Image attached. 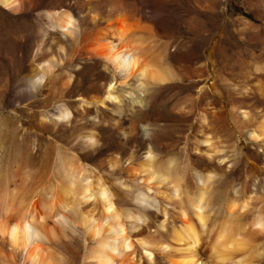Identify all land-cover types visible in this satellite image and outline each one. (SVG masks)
Returning <instances> with one entry per match:
<instances>
[{
    "label": "bare ground",
    "instance_id": "1",
    "mask_svg": "<svg viewBox=\"0 0 264 264\" xmlns=\"http://www.w3.org/2000/svg\"><path fill=\"white\" fill-rule=\"evenodd\" d=\"M31 1L0 0V6L16 14L27 11ZM87 1L104 8L110 3L115 14H106L107 9L101 15L96 6L76 13L60 7L64 10L47 14L56 55L37 56L23 83L9 94L8 101L15 104L37 96L45 86L58 85V99L40 117L51 124L56 171L69 186L63 185L68 187L64 194L53 193L57 190L52 187L53 194L31 200L17 179L9 180L20 188L13 185L8 193L0 192V264H78V250L82 264H264V247L257 241L264 237V207L256 214L250 210V220H241L249 213L250 200L229 196L237 199L224 206L214 203L234 168L263 163L264 171V57L253 61L248 76L235 86L241 97L232 106L233 114H226L228 103L220 100L217 86L208 84L211 75L197 76L195 96L186 101L199 108V118L194 117L199 121L189 125L190 145L176 143L160 124L156 96L167 83L191 80L194 68L188 69L189 75L174 65V53L150 50L149 39L157 41L154 27L144 14L137 15L135 0ZM258 18L255 15L256 22ZM249 27L255 41L257 27ZM103 105L105 111L99 109ZM136 111L143 112V118L134 119ZM218 133L226 136L228 151L219 148ZM23 177L26 183L29 176Z\"/></svg>",
    "mask_w": 264,
    "mask_h": 264
},
{
    "label": "rangeland",
    "instance_id": "2",
    "mask_svg": "<svg viewBox=\"0 0 264 264\" xmlns=\"http://www.w3.org/2000/svg\"><path fill=\"white\" fill-rule=\"evenodd\" d=\"M127 1L128 2L132 1L131 2L132 4L135 3L136 1V3L134 4L136 13H138V10L140 9L137 15L143 16L144 14L143 17L145 18L148 17L147 19L151 21V24L154 27L152 37H155L157 41L153 42L152 39L155 40L154 38L149 39L150 41H148V44H149V48L151 47L150 50H152V52L155 50H156L155 52L157 51L164 52L166 51L165 49H167L166 52L169 51L171 53H174L176 55L174 59V65L179 70L185 71L189 75L192 73L191 70L194 68L192 70L193 73L190 75L191 80H183V83L186 84H183L182 82H178L179 83L178 86V83L175 82L172 83L170 82L172 85H170V83H167L165 84V86L168 87L169 89L166 88L165 86L164 88L162 87L163 90L165 89L164 92L163 90L162 91L160 90V93L162 95L160 96V93H158L156 96L158 101L157 103L159 104L161 102V104L162 103L164 104V106L163 104L162 105L159 104L160 112L162 113L161 114L162 117L160 118V124L162 123L161 125L163 126L168 138H170L172 141L176 143L184 144L185 142L188 145H190L191 140L190 137H188L187 133H189L191 127L197 121H199L197 119L199 118L200 113H198L199 108L197 106L195 107L191 106L190 103L191 101L189 102L186 100L193 99L190 97V95H193V97L195 96L194 87L196 86V83H198L197 76L201 79H204L203 77L207 79V77L211 75L210 77L214 78L211 79L209 77L208 84L209 85L214 84L212 85L213 87L217 86L216 88H218L219 91L215 88L214 89L215 91L216 90L218 91L216 92L218 93L220 100L222 99L221 101L224 104L225 102L228 103L225 105L226 114H231V113L233 114L234 111L232 110V106H234L236 101L241 97L238 93L239 89H237L236 92L235 86H237L238 88V84L240 80L248 76L249 73L247 72V70H249V72L251 71L250 68L253 61L257 60V62L259 61L261 62L263 60L264 46L260 44L261 41L259 40L262 39L261 36H264V23H263L264 0H169V1L168 0H139V1L127 0ZM32 2H34L33 5L31 4L32 6L31 5L29 6V9L32 8L30 10V12L32 11L31 14L29 12V9H27V11L25 10L20 13L11 14L8 12V10L0 6V161H1L0 162V192L8 193L7 190L9 191L11 188H13V185L17 187L16 183L18 180V185L21 186V188L18 186L17 189L20 188L21 192H23L22 191L23 189L24 190L26 189L24 193L26 192L28 196L25 194V198L27 199L30 198L31 200L32 199L35 200L40 196L43 195L46 196V194L49 195V193H52L53 190L59 191L58 190L59 186H61L60 192L53 191V193L55 192L58 194L60 193L64 194V192L68 190L67 186H69V183L63 180L60 177L59 173L56 171L55 157L57 158L56 154L58 152L56 150L57 141L53 138L51 134V124L49 123L48 125V121L46 120L44 121V119H41L40 117L42 116L43 113L49 111L50 108H52L53 105L55 104L54 102H56V99H58L59 96V88L57 87L58 85L56 83L45 86L43 88L44 90L43 89L41 90L43 91L42 93L40 92V94H38L35 97L23 100L20 103H15V104H12V102L8 101L9 96L11 95L10 93L14 91L16 85H21L23 83V77L24 74L27 72V68L32 65L33 60L37 56L56 55V46L54 42L51 41L53 32L50 28H48L46 24L47 14H53L56 11L59 12L64 9L67 11L69 10L68 12L72 11L71 13H76L79 11L86 12L87 9H89L90 11H94L93 6L94 7L96 6L97 9L95 11L98 10L97 13H99L100 11L99 14L103 15L106 13L105 11H107L108 9L106 14L114 15L115 8L110 3H108L109 6H107L108 4L105 3L107 8L106 6L104 8L103 4H101L102 6L101 5L99 6V4L95 5L93 3V6H90L87 5L88 4L87 0H37V1L33 0L31 1V3ZM57 2L59 3L61 2V4ZM74 4L78 6H75ZM79 6L80 9H78ZM60 7L64 9H61ZM112 8H114V13H112L113 12ZM255 15H259L257 22L255 20ZM251 23H255L256 27L258 28V29L256 28L255 30V32L257 33V38L255 41L251 40L252 30L251 27H249L251 26ZM155 32L157 35L155 34ZM49 35H51V37ZM161 39L164 41V44L162 43L163 41H161ZM169 42L172 44H170ZM154 43L158 44L154 46L156 49L153 47V45H155ZM152 47L154 48V50L152 49ZM172 49H174V51ZM21 51L22 53H20ZM189 51H191L192 53ZM261 51L263 56L261 55ZM252 52L254 55H252ZM199 54L201 55V57ZM200 65L202 68L200 67ZM190 68L191 70H188ZM197 69L199 71H197ZM224 70L225 72H223ZM229 71L232 72V74H229L230 73ZM233 72L235 73V75ZM244 74L247 75L245 76ZM226 75H228V77ZM215 76L217 79L215 78ZM220 78H221V82H220ZM224 81H227L228 84L229 83L230 84L229 85L225 84ZM222 84H224V86ZM54 87L57 88L55 89ZM228 94H231L230 96L231 99L228 97L229 96ZM223 96L226 98L225 100ZM161 97L162 100L160 99ZM228 99L230 100V102ZM187 102L188 104L186 105ZM99 109L101 111H105L104 105L102 107H99ZM173 109L175 111L178 110L177 111L178 113L175 112ZM191 114H193V117ZM143 116H144L143 112L136 111L135 113H133L134 119H141L143 118ZM195 116H197V119L196 118L194 119ZM226 119H227L226 121L227 125H229V127L231 128L232 124L229 121L230 120L229 117ZM185 134L187 135V137H184L186 136ZM217 136H218L217 138L218 140H222V142L217 140V143L220 142L218 143L219 148L222 146L220 149L228 151V146H225L226 144L228 145L226 136L223 133H218ZM223 142L226 144H224ZM246 143L247 145H251L249 142ZM189 150H190L189 153H191L192 155L191 148H189ZM243 165L245 167H243ZM231 168H232L231 166L228 167L227 169L228 172L231 171ZM238 168L240 169L238 170ZM52 169L54 171H52ZM28 170L30 171L31 174H28ZM232 171H231L232 173H230L229 175L228 181L219 190L218 192L219 195L218 194L215 195V197H217L216 198L217 200L214 199V203L217 205L222 204L221 206H224V204H226V202H228L231 199L238 198V201H242L243 199H245L247 200V202L250 200L248 202V204H251L248 206V209L250 207V209L248 210L249 213L248 212L247 214L245 213L244 214L245 218L242 217L241 219V220H245V219L250 220L252 216L257 213L256 212L257 210L260 211L262 210V206L264 207L263 163H259L258 166L252 162L244 163L242 164V166L236 167ZM17 172L18 174L19 173L21 174L19 176H22L23 179H24L23 175H25V177L29 176V178H25L26 183L24 180H22L24 183L20 180L21 177L19 178ZM24 172L25 174H22ZM53 172L56 173L53 174ZM13 174L14 176L16 175V178L13 176ZM26 174H28V176ZM6 177H9V179ZM10 179L11 181L14 182L16 181V183L14 182L11 183L9 181ZM27 179L30 181L31 185H28L29 183ZM56 180H58V183L56 182ZM34 181H36V184L37 185L39 184L41 187L34 185V183H32ZM50 181L53 182L51 183ZM8 183L11 184L9 185ZM45 184L47 187L45 186ZM64 184H68V185L67 186L65 185L66 186L65 187L63 186ZM22 186H24L25 188ZM28 188L30 189L31 192H28L29 191ZM36 188L38 189V191H34L32 194V189L37 190ZM48 188H50L51 190ZM44 189L46 192L48 191V193L44 192ZM243 189L246 192H244ZM249 189L251 190V192ZM256 190H257V194H256ZM234 191H235V195H234ZM242 191L244 194H242ZM220 192L222 195L220 194ZM24 193H21L23 194L22 195L23 197H24ZM28 193H31V197H29L30 194ZM36 193H38L39 195L38 194L36 195ZM247 193L249 196L246 195ZM249 193H251L252 196ZM20 196L21 195H19V197ZM35 196L38 197L36 198ZM229 196L231 197L236 196L237 198L236 197L231 198ZM226 197L228 198V200ZM246 197L248 199H246ZM252 209L253 211H255V212L252 211L254 214L250 211ZM257 241L261 242V245L264 247L263 245L264 243H262L264 242L263 236L261 237L260 235ZM77 263L82 264V251L79 250L77 252Z\"/></svg>",
    "mask_w": 264,
    "mask_h": 264
}]
</instances>
